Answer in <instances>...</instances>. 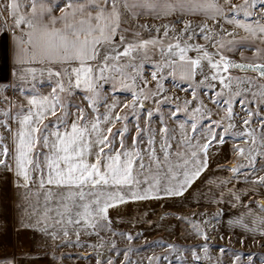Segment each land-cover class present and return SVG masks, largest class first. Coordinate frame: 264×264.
<instances>
[{
	"label": "snow or ice",
	"instance_id": "snow-or-ice-1",
	"mask_svg": "<svg viewBox=\"0 0 264 264\" xmlns=\"http://www.w3.org/2000/svg\"><path fill=\"white\" fill-rule=\"evenodd\" d=\"M0 21V174L19 193L0 207V264L40 248L64 264L61 247L94 264H264L210 245L226 220L229 242L238 226L264 249V0H0ZM153 202L189 205L166 215L202 242H149ZM124 216L145 227H113ZM140 239L165 250L135 260Z\"/></svg>",
	"mask_w": 264,
	"mask_h": 264
},
{
	"label": "crops",
	"instance_id": "crops-1",
	"mask_svg": "<svg viewBox=\"0 0 264 264\" xmlns=\"http://www.w3.org/2000/svg\"><path fill=\"white\" fill-rule=\"evenodd\" d=\"M3 21H0V24H2ZM6 31V30H5ZM9 38L5 34V32H0V78L7 76L9 74ZM15 194L16 190L9 182V179L6 175L0 174V207H3L5 210L13 203L15 202ZM131 207V206H130ZM189 205H184V207H172L170 208L168 205H165L164 207H157L155 202L152 204V208L150 209V216L153 219H156L158 221L157 226L152 227L149 226L148 231L145 232V236L147 238L149 237H155V236H177L181 233V231H184V222L176 221L173 217H170L166 215L169 211H172L173 213L179 214L180 212H183L185 214L190 215L189 211ZM191 210L196 212L204 211L203 207H197L195 202L191 204ZM212 210H214V206H212ZM133 216H139L140 213L133 211ZM159 217H163L162 220L159 219ZM15 219V213L12 214V220L11 222H14ZM160 225L167 226V230H165V227H162ZM113 227L122 229V230H131L135 231L136 228H143L145 227L143 224H135L133 226L128 216H124L123 219L117 220L113 222ZM186 228V227H185ZM218 230L224 234V236L228 237V227L226 220L224 221L223 226H218ZM242 229H240L238 226L231 229V232L233 233L231 238H240L239 233H241ZM20 240L25 241L24 251L27 252L29 250V244L28 239L24 236L23 233L20 234L19 237ZM248 239L251 240L250 237ZM4 247L8 252H19L20 248L18 245V238L15 231H10L4 241H3ZM13 244H17V247L14 249ZM25 264H56L55 261H53L52 256L50 253L40 254L39 256H33L29 258H24ZM64 264H92L89 262V260H77L76 262L69 263L67 259H65Z\"/></svg>",
	"mask_w": 264,
	"mask_h": 264
},
{
	"label": "rangeland",
	"instance_id": "rangeland-1",
	"mask_svg": "<svg viewBox=\"0 0 264 264\" xmlns=\"http://www.w3.org/2000/svg\"><path fill=\"white\" fill-rule=\"evenodd\" d=\"M122 95H127L126 93H122ZM19 198V193L16 192L15 194V201H17ZM127 231V230H125ZM185 235H181L178 234L177 236H155V237H149L148 241H166V242H175L177 244L180 245H192V244H196V243H201L202 241H198L197 239H195L192 235H190L189 233L191 232V230L189 228H185L184 227V231ZM214 235L213 233L210 232V236ZM239 239L240 238H231V242H229L228 237L225 236V239L223 240H211L210 241V245H212L213 247H211V255L215 256H219V252L218 250L214 247V245L216 244H223L225 245L230 251L228 253V255L230 256L233 252H240V253H247L249 251H254V252H264V249H260L258 247V245H253L251 243L250 239H247L246 242L244 244L239 243ZM37 243L42 244L43 241H37ZM56 243H59V241H57ZM127 243L126 240L123 239H118V245L120 247L121 250H123L124 245ZM133 244L135 245L133 252L134 255L132 256L133 259L135 260H139L143 257H146L148 255H152L153 252L159 253L161 251H164L165 249L163 247H153V248H147V247H142L145 244V241L143 239L140 240H135L133 242ZM137 249H139V251H137ZM40 254H45V253H50L49 249L47 248H40ZM89 251L87 248H81V249H70V248H64L61 247L59 249L56 250V254L59 255L60 253H72L73 255L71 256H67L66 259L69 261V263H73L76 262L77 260H89L90 263L94 264V261H92L90 259L91 253L89 258H85L82 255H76V253H83ZM185 255L190 257V252L185 251ZM52 256V255H51ZM122 258V257H121ZM246 258V257H245ZM146 264V262H145ZM166 264V262H165ZM173 264H175V261H173ZM257 264H259V260L257 258Z\"/></svg>",
	"mask_w": 264,
	"mask_h": 264
}]
</instances>
